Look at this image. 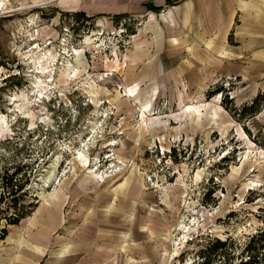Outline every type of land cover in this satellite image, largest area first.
Masks as SVG:
<instances>
[{"label":"rangeland","instance_id":"obj_1","mask_svg":"<svg viewBox=\"0 0 264 264\" xmlns=\"http://www.w3.org/2000/svg\"><path fill=\"white\" fill-rule=\"evenodd\" d=\"M102 1L0 0V245L55 189L93 206L94 191L106 202L130 184L137 228L155 229L151 264H199L216 238L240 261L264 230V92L256 113L241 114L256 97L239 100L235 79L201 97L175 70L128 85L143 69H129L142 58L133 33L150 46L156 29L131 14L91 18L98 4L125 2ZM17 169V186H4Z\"/></svg>","mask_w":264,"mask_h":264},{"label":"crops","instance_id":"obj_2","mask_svg":"<svg viewBox=\"0 0 264 264\" xmlns=\"http://www.w3.org/2000/svg\"><path fill=\"white\" fill-rule=\"evenodd\" d=\"M169 1L102 3L91 16H142L148 22L145 33L149 23L156 29L150 46L140 45V35L133 33L138 44L130 51L142 58L130 56L129 69L136 63L143 69L128 85L140 86L145 71L166 69L175 70L177 84L191 86L198 96L223 79L236 80L239 100L264 92V0ZM120 188L127 189V197H120ZM94 193L97 203L87 206L74 200L79 194L55 189L8 234L7 245H0V264H151L153 250L146 246L155 229L137 228L135 200H127L136 196L130 184L115 187L106 202L103 191ZM154 252H160L158 243Z\"/></svg>","mask_w":264,"mask_h":264},{"label":"trees","instance_id":"obj_3","mask_svg":"<svg viewBox=\"0 0 264 264\" xmlns=\"http://www.w3.org/2000/svg\"><path fill=\"white\" fill-rule=\"evenodd\" d=\"M172 4V0L169 1V4ZM156 11H160L163 7H153ZM76 16L78 18H86V13L84 11L76 12ZM121 17L120 15L116 16V18ZM90 17H87L88 19ZM93 18V17H91ZM220 91H224L223 87H220ZM218 90V89H217ZM211 92V91H210ZM208 92V93H210ZM214 92V91H212ZM219 92V91H218ZM210 96V94H209ZM263 96L261 94L257 95V97L253 100L251 105H246L240 111L241 114H244L248 111L251 113H256L259 110V101ZM234 112H237L235 109ZM239 114V113H238ZM20 173V169H17L14 173L9 175L8 173L3 177L4 186H10L12 189L14 186H17V181H14L15 176ZM9 188V187H7ZM5 198V191L1 194V200ZM33 212V211H32ZM31 212V213H32ZM27 214H22L10 219L11 224H18L22 218H24ZM31 215V214H30ZM6 231V229H5ZM264 230L259 231L256 235L250 237L246 243L245 247V257H240V261L234 264H264ZM231 244L230 240H222L220 238H216L209 242L205 249H203L200 253V257H202V261L199 264H233L230 258H227L226 250Z\"/></svg>","mask_w":264,"mask_h":264},{"label":"bare ground","instance_id":"obj_4","mask_svg":"<svg viewBox=\"0 0 264 264\" xmlns=\"http://www.w3.org/2000/svg\"><path fill=\"white\" fill-rule=\"evenodd\" d=\"M6 4H5V2H2L1 4H0V9L2 10L3 8H4V6H5ZM6 7V6H5ZM43 62V61H42ZM45 70V69H44ZM39 73H40V71H39ZM131 92H132V90H131Z\"/></svg>","mask_w":264,"mask_h":264}]
</instances>
